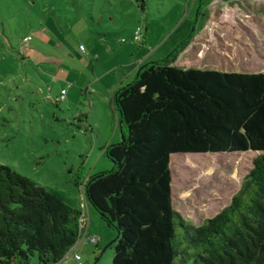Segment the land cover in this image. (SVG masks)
<instances>
[{"label":"rangeland","instance_id":"1","mask_svg":"<svg viewBox=\"0 0 264 264\" xmlns=\"http://www.w3.org/2000/svg\"><path fill=\"white\" fill-rule=\"evenodd\" d=\"M200 1L0 0V164L82 209L85 228L73 250L80 264H110L117 233L82 187L112 167L104 147L125 133L112 94L127 81L112 85L108 72L114 66L117 77L140 58L167 56L190 33ZM204 10L176 62L264 72V0H210ZM259 153H172L173 207L193 224L213 216Z\"/></svg>","mask_w":264,"mask_h":264},{"label":"trees","instance_id":"2","mask_svg":"<svg viewBox=\"0 0 264 264\" xmlns=\"http://www.w3.org/2000/svg\"><path fill=\"white\" fill-rule=\"evenodd\" d=\"M208 1L167 56L142 63L113 91L125 133L104 147L112 167L82 186L116 229L110 264H264V72L176 62ZM244 150L260 153L228 204L199 224L175 210L172 153ZM81 213L0 164V264L61 260L83 233Z\"/></svg>","mask_w":264,"mask_h":264},{"label":"built area","instance_id":"3","mask_svg":"<svg viewBox=\"0 0 264 264\" xmlns=\"http://www.w3.org/2000/svg\"><path fill=\"white\" fill-rule=\"evenodd\" d=\"M141 39H142L141 28L137 27L136 30H135V33H134V41L140 42ZM80 48L83 49V45H80ZM63 96H64V90L62 89L61 90V98H63ZM84 217H85V214L82 211L81 215L79 216V221H80V226L83 227V228H85ZM82 234H81L80 238L77 240V242L69 249V251L64 254L62 259L57 261V262H55L54 264H64L66 262V260L69 259V257L73 258L74 260L78 261V263H80V258L81 257L79 255V253L77 251H73V250H75V247L81 241ZM89 238H90V241H95V242L97 241V237L92 235V234L90 235ZM71 251H73V254H71Z\"/></svg>","mask_w":264,"mask_h":264},{"label":"crops","instance_id":"4","mask_svg":"<svg viewBox=\"0 0 264 264\" xmlns=\"http://www.w3.org/2000/svg\"><path fill=\"white\" fill-rule=\"evenodd\" d=\"M142 61V58H140L139 59V61L137 62V65H135V66H133V67H131L130 69H128V70H123V72L121 73V75L119 74V76H117V77H114L115 75L113 74L114 73V71H113V68H114V66H112L113 68H112V70L111 71H109L110 70V68L108 69V73L109 74H111L112 75V77H110L111 78V84L112 85H115V84H117L118 85V83H123L124 81H127L128 82V80L131 78V77H133L134 78V76L136 75V73H137V70H138V67L143 63V62H141ZM116 69V68H115ZM126 83V82H125ZM117 86H115V88H116ZM114 88V89H115ZM114 89H113V91H114ZM112 100H113V94H112ZM113 106H114V103H113ZM115 108V107H114ZM119 122H120V120H119ZM122 127V126H121Z\"/></svg>","mask_w":264,"mask_h":264},{"label":"water","instance_id":"5","mask_svg":"<svg viewBox=\"0 0 264 264\" xmlns=\"http://www.w3.org/2000/svg\"><path fill=\"white\" fill-rule=\"evenodd\" d=\"M122 125V122H121V120H120V126Z\"/></svg>","mask_w":264,"mask_h":264}]
</instances>
